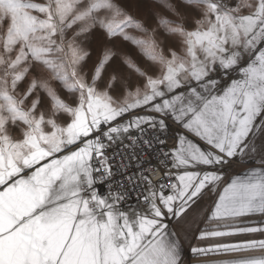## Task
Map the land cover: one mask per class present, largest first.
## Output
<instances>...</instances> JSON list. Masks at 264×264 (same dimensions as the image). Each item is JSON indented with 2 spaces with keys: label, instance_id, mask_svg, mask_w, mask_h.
<instances>
[{
  "label": "snow or ice",
  "instance_id": "snow-or-ice-1",
  "mask_svg": "<svg viewBox=\"0 0 264 264\" xmlns=\"http://www.w3.org/2000/svg\"><path fill=\"white\" fill-rule=\"evenodd\" d=\"M0 264H264V0H0Z\"/></svg>",
  "mask_w": 264,
  "mask_h": 264
},
{
  "label": "rangeland",
  "instance_id": "rangeland-1",
  "mask_svg": "<svg viewBox=\"0 0 264 264\" xmlns=\"http://www.w3.org/2000/svg\"><path fill=\"white\" fill-rule=\"evenodd\" d=\"M37 2H38V0H37Z\"/></svg>",
  "mask_w": 264,
  "mask_h": 264
}]
</instances>
